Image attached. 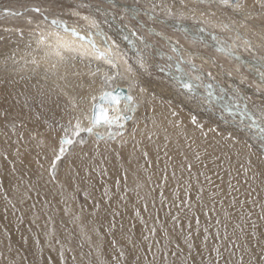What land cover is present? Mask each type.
<instances>
[{"label": "bare ground", "instance_id": "6f19581e", "mask_svg": "<svg viewBox=\"0 0 264 264\" xmlns=\"http://www.w3.org/2000/svg\"><path fill=\"white\" fill-rule=\"evenodd\" d=\"M139 1L150 5L154 2ZM156 3L161 4L162 8L165 3L171 5L173 0H156ZM247 4L251 7L253 0H247ZM179 7V0H175L173 10ZM130 8L135 9L134 6ZM89 11L92 12L91 8ZM13 13L0 17V264H36L37 261L39 264H100V261L111 260L113 255H118V250L124 251L129 264L135 254L142 258L146 255L148 260H152L153 253L157 254L156 264H162L159 259L161 253L157 249L169 252V264L173 261L179 264V260L170 253L177 252L176 245L179 244L183 251L178 255L183 258L188 254L185 237L189 233V242L194 245L192 259L198 262L200 257L196 253L205 247V228H208L209 249L221 243L215 239V233L219 230L223 236L224 227L216 224L217 219L221 223L227 221L233 224L226 223L228 233L233 231L235 225L244 227L248 222L251 229L255 222L256 237L251 232L246 233L251 238L241 242L251 247L257 245V240L264 241V220L260 219L264 214L261 209V205H264V176L257 175L264 171V156L260 155L255 145L251 149L245 147L244 134L225 125L219 118L220 111L213 106L209 108L205 102L191 99L174 79L175 70L173 74L171 72L172 75L170 72L167 74L172 81L164 77L160 81L150 79L148 82L141 80L140 83V79L135 81L128 75L127 65L121 59L122 76L113 81L112 87H125L127 93L135 98L138 104L136 111L126 113L132 119L123 122L122 136L118 134L120 129L107 125L95 129L96 133L103 135L102 140L83 132L86 140L81 143L79 139L76 145L73 143L70 154L57 161V180H53L47 168L54 158L52 150L55 148L58 151L60 137L64 134L61 125L67 127L70 119L74 125L75 118L80 117L82 127L88 126L89 121L84 119L82 110L87 116L92 115V104L108 90L102 83L103 75L114 70L102 61L94 60L89 66L85 59L60 66L53 74L50 64L55 58L45 59V53L36 50L34 38L30 35L34 25L27 23L28 18L34 21L42 18H36L33 14L20 17ZM97 21L111 41H115L120 51L126 54L128 65L136 64L137 67L138 63L128 54L125 44L130 40L127 38L128 41L124 43L115 39L120 32L114 36L116 30L112 33L107 28L109 25L101 23L103 20ZM237 22V25L242 23ZM84 23L82 20L80 24ZM213 23L217 28L218 22ZM196 24H193L194 28L198 27ZM16 29H22L23 36ZM262 33L258 30L255 35L263 48ZM126 34L125 37L131 35ZM30 41L32 47L28 48ZM134 41L131 39V42ZM190 52L196 53L187 51V54ZM97 67L100 68L99 72ZM46 69L49 71L46 72ZM233 71L238 73V67ZM229 79L235 81L231 77ZM130 84H133L131 88ZM198 94L203 98V90ZM93 97H96L95 101ZM103 107L109 116L116 114L115 106L105 103ZM119 108H124L123 101ZM193 116L204 125L205 131L216 128V132L208 131L205 140L192 125ZM230 131L240 139V143L222 138V134L227 135ZM110 132L117 133L114 139L108 138ZM72 138L75 140L76 137ZM193 139L196 143H192ZM196 152L201 155L199 161L195 159ZM215 156H219V159L215 160ZM249 159L251 165L248 164ZM241 163L249 169L247 175H244L243 169L237 173L236 169ZM188 164L193 165L191 177L186 167ZM205 176L210 177L211 183L205 180ZM230 179L239 191H231L229 195ZM189 182L193 185L191 210L177 199V196L185 197L184 190ZM201 186L204 188L202 204L195 200V189ZM82 188L87 195L83 198L85 201L81 199ZM4 193H7V200ZM210 193L217 195L212 199ZM233 198H236L234 206ZM247 212L252 217H246ZM225 213L229 214L227 219ZM241 216L244 218L241 219ZM160 217H183L177 222L171 218L168 221L163 219V225L173 230V238L168 233L170 231H164L162 224L157 226L155 218ZM153 228L156 229L155 235L151 232ZM165 232L171 238L170 241L167 238V249H164ZM234 239L240 244V238L235 235ZM150 245L151 251L148 250Z\"/></svg>", "mask_w": 264, "mask_h": 264}, {"label": "snow or ice", "instance_id": "6c2138e0", "mask_svg": "<svg viewBox=\"0 0 264 264\" xmlns=\"http://www.w3.org/2000/svg\"><path fill=\"white\" fill-rule=\"evenodd\" d=\"M180 7L173 11L175 5V0L171 5L163 4L162 11L166 12L167 16L173 21V28L176 31H179L184 34L185 38H191L195 42L204 44L205 47H213L216 51L232 58L237 63H240L242 60L241 50L252 54L253 63L246 65L250 71V74H254L257 78L256 81V92L264 95V55L257 56L255 54V49L252 45V41L249 40L245 35H243L239 27H237V21L235 19L229 18L228 22L224 20H218V27L221 31L234 33L233 37L224 38L214 31H209L205 26L206 24L213 23V18H217V11L213 9L223 10L228 9L232 12L233 17L239 16L245 20L251 19L253 17L254 9L258 6L260 9L259 13L256 15H264V0H253V5L248 6L247 0H179ZM191 5V6H189ZM80 7H89L87 4H82ZM157 5L153 4L150 15L154 14ZM34 12L40 13L42 19L34 21L32 18L27 19L29 25H34V30L30 35L34 38L36 44V50L43 51L45 53V59H50L54 57L55 59L50 64V70L53 74H56L60 66H67L76 61L88 60L89 66H91L92 61H102L104 64L108 65L110 69L114 70L113 72H105L103 75L102 83L108 89L105 90L99 100V103H93L91 112L92 115L89 117L83 113L82 115L85 120L89 121L87 127H82V120L80 117L75 118V124H72V120L68 121V126L63 128V136L59 140V149L53 148V160L51 165V178L56 179V163L60 161L62 157L65 156L68 151L67 146L72 145L75 140L72 137H80L81 132H85L88 135H96L98 140L104 139L103 135L96 133L95 129L101 125H107L109 128L116 127L121 131L119 135H123L124 121L132 119L130 115L126 113L136 111L138 104L135 101V98L131 94H125L122 89L119 87H112V83L118 77L122 76L120 60L123 59L125 65H127L126 71L132 76L133 70L131 65H128V61L125 58L126 54L122 53L119 49V46L115 41H111L103 29H101L99 22L92 15H83L79 11H73L72 15L77 17V20L73 24H69L67 20L62 17H53L49 19V16L44 14L40 8L33 9ZM139 11V10H135ZM13 15H22L21 13H13ZM152 18L156 17L152 15ZM192 19L197 22L198 27L191 28L185 25V21ZM218 19V18H217ZM83 20L85 23L80 24V21ZM241 27H246L247 25L241 23ZM19 31L21 36H23L22 29H16ZM158 35H163L159 33ZM261 38L264 39V33L261 34ZM127 39V37H125ZM165 40H168L165 37ZM111 41V43L109 42ZM171 44V41H168ZM148 45L145 44V47ZM28 48L32 47V42L30 41L27 45ZM103 47V50H102ZM173 51L183 53V46L177 41L172 45ZM190 56H198L199 53H189ZM171 60L172 58L169 57ZM33 64H36L35 60H32ZM137 63L141 68H144V58L139 56ZM213 63L215 61L213 60ZM187 65L185 68L184 65ZM171 67V65H170ZM175 67L177 75L174 76V79L179 84L181 89L185 90V93L193 100L200 102H206L211 108L213 103H221L220 108V120L225 124L230 126L235 132L243 133L244 140L243 143L245 147L251 149L254 145L257 151L261 156H264V101L259 105L251 104L250 106V97L246 94H243L242 89L240 88H231V95L228 96V91L216 82V77L212 75L211 72H208L207 75L210 78L211 82H206L204 80L202 68H198L197 65L191 60L185 61L183 55L178 57L175 61ZM221 68L223 66H220ZM97 72L100 71V68L97 67ZM163 71V69H161ZM46 72L49 69L45 70ZM195 73V74H193ZM226 75L231 76V72H227ZM64 77H61L63 79ZM245 82V78H241V83ZM134 83V81H133ZM133 84H130L131 88ZM203 90V98L198 94L200 90ZM217 90L218 93L217 94ZM143 92V89H140ZM227 96V102L225 97ZM93 100H96V97H93ZM121 101L124 102V108L120 109L119 105ZM109 104L114 107L115 115L109 116L107 109L103 107L104 104ZM225 113L227 115H225ZM6 115V113H4ZM176 115V113H173ZM192 125L196 130L200 132L201 137L205 140L208 137V131L216 132V128H210L208 131L204 130V125L199 123L196 118L193 116L191 120ZM71 134V135H70ZM117 135L116 132H110L108 138L114 139ZM224 140H232L234 143H240V139L233 134L232 131L228 132L227 135L222 134ZM252 141L253 143H250ZM83 143V139L80 141ZM192 143H196V140L193 139ZM219 144V141H216ZM191 147V145H189ZM212 147V145H208ZM207 152V147L205 148ZM147 156V153H144ZM237 156L240 155L239 152L236 153ZM201 155L199 152L195 153V159L199 161ZM187 159V157H185ZM215 160L219 159V156L214 157ZM248 164L251 165V160H248ZM187 170L189 176L191 177V169L193 165L188 164ZM240 169L244 170V175H247L248 168L244 167V164H240L239 168L236 169L239 174ZM200 175H204L200 173ZM257 175L264 176V171L257 173ZM231 176V173H229ZM175 178V173H173ZM167 180V177H164ZM205 180L211 183V179L208 176H205ZM247 183V181H245ZM228 187L231 191H239V189L234 188L231 183V179L228 182ZM193 185L189 182L185 187V197L180 198L177 196V199H180V204L185 205L189 210H191L192 205L190 203L191 192ZM219 191V186H217ZM254 191V189H252ZM196 195L195 200L198 203L202 204L204 188L198 187L195 189ZM251 195V193H248ZM4 199L7 200V193H4ZM107 195V192H105ZM217 193H210V198L214 199ZM163 198V193H161ZM11 201H9L10 203ZM23 202V200L21 201ZM236 203V198L232 200V206ZM243 204V202H241ZM179 208V205H177ZM262 213H264V205H261ZM139 215V212H137ZM207 215V213H205ZM251 216V213H248ZM229 216L228 213H225V218ZM244 217L241 216V219ZM177 217H173V220H176ZM261 220H264V214L260 216ZM197 230H199V218H196ZM216 224L220 225L221 221L216 220ZM191 227V225H190ZM224 233L221 236L219 230L215 233V239L220 240V244H214L211 249L207 247L208 228L204 229L205 236V247L202 251L196 253L200 257L199 261L192 259L193 253L192 249L194 245L189 242L191 239V233L188 237H185V243L189 249L188 254L181 258L178 253H182L179 244L176 245L177 252H171L170 254L173 257H176L179 260V264H264V241L257 240L256 246H249V244H237L235 239H232L227 232L228 225L225 223L223 225ZM256 224L253 222L251 235L256 237ZM239 229L241 234H244V229L239 225H235L233 229V235H235V230ZM152 235H155L156 229H151ZM168 234L165 233V244L164 249H167ZM146 240L147 237H144ZM239 239V237H238ZM115 240L112 241L113 246H115ZM159 243V242H158ZM258 247V250H257ZM149 251H151V245L149 246ZM42 251V250H41ZM118 255H113L111 260L100 261V264H129L127 257L123 250H118ZM157 252L161 253L159 259L162 261V264H169L168 261V251H162L157 249ZM205 252L207 256H205ZM215 253L213 256L212 254ZM227 253V255H225ZM238 253V254H237ZM61 259H63V253L61 252ZM157 254L153 253L152 260H148L145 255L143 258L139 254L134 255V260L131 264H156ZM39 264V261L36 262ZM175 264V261L172 262Z\"/></svg>", "mask_w": 264, "mask_h": 264}, {"label": "rangeland", "instance_id": "374dc122", "mask_svg": "<svg viewBox=\"0 0 264 264\" xmlns=\"http://www.w3.org/2000/svg\"><path fill=\"white\" fill-rule=\"evenodd\" d=\"M101 1L100 0H93V1L92 0H0V10H1L0 11L1 12L0 17L2 18L3 16L11 15L14 12V13H21L22 15H17L20 17L24 16L26 14H28V15L33 14L34 16H36V18H42L40 13H36L33 11V9H35V8H40L42 10V12H44V14L49 16V19H51L53 17H62L63 19L67 20L69 24H73L71 22L73 20H77V17L72 15V12L75 10L79 11L81 13V16L94 14L93 16L95 17L96 20H99L100 22L103 20V22H101L102 24H106V26L107 25L110 26V27H107L110 32L114 33L116 30V32H115L116 34L114 33V36L118 35V33L120 32L119 35L114 37V38L120 39L121 42H124V41L127 42L128 40L125 39L124 33L126 34L127 32L132 31V32L128 33L131 35L126 34L129 36V37L128 36H126V37L130 41H128L127 43L124 42L126 44V47H128L127 48L128 54L131 57L133 56L132 58H134L136 60V62L138 59V54H139V56H143L144 57V65H145L144 69L143 68L139 69L140 68L139 64H137L138 65L137 67H136V64L135 65L131 64V66H133L132 70H133V74H134L131 77L133 79H135V81H138L139 79L140 80L138 82H140V83H141V80L148 82V81H150V79H151V81H160L159 79H161V78L162 79L166 78V80L172 81V79H170L167 76V74L170 72V75H172L174 70H175L174 73L177 75L176 67H175V61L178 59V57L183 55V58L185 61L191 59L197 65L198 68H202L204 80L206 82H211L209 80L210 78L207 75V73L209 71L212 73V75L214 77H216V82H218L220 86H222L224 89H226L227 87H230L229 89H226V90H229L228 96L231 95V91H230L231 88L239 87L240 89H242L243 94H246L248 97H250V101H249L250 106H251V104L259 105L262 101H264V95L257 93L255 90L256 89V81H257L256 76L254 74H250V71H249L248 67L246 66L248 64H251L250 61H253L251 53L244 52L243 50H241V56H242L243 60L240 63H237L236 61H234L230 57L216 51L213 47H205L204 44H201L199 42L194 43L190 37L185 38L183 33L174 30V28L172 26L173 21H171L172 19L167 16L166 12L162 11V8H161L162 5L156 3V0H154V2L151 3V5L146 4L144 2H141L139 0H137V2H133L131 0H122V1L121 0H113V2L115 1V2H117V4L116 3L113 4L109 0H101ZM103 2H105V3H103ZM107 3L110 4V6ZM82 4H87V5L89 4V7H80V5H82ZM153 4H155V5L157 4L158 6L156 7L154 14L150 15L149 13L151 11ZM126 6H129V7H126ZM132 6H134V8H135L134 10H132L130 8ZM101 7H102V9H105V10H102ZM90 8H91L92 12L89 11ZM94 10H97V11H94ZM135 10H139V11H135ZM173 11H175V9ZM213 11H217V18H219V20L225 19L228 21L229 18H231L230 16L233 17L232 12L228 9H223V10L213 9ZM222 11H224L225 14ZM94 12H97V13H94ZM259 12H260L259 8L254 9L253 17L251 18L252 20L251 19L245 20L244 18L239 17V16L233 17V19H235L236 21L239 20L244 24H246V23L248 24L246 26V29L242 28L240 25H236V26L239 27V30L243 35H245L249 40L252 41V45L254 44L253 47L255 49V54L257 56L264 55V47L262 48L259 46V45H261V43L259 42L260 39H259V37H257L255 35V32L258 30L261 33L264 31V15H262V16L256 15V13H259ZM106 13H107V15H106ZM111 15H113L114 17ZM152 15H154L156 18L153 19ZM221 15H222V18H221ZM115 17H117V18L115 19ZM113 18L115 20H113ZM118 18L119 19L121 18L120 21ZM214 19L215 18H213V20ZM70 20H72V21H70ZM254 20H256L257 22H255ZM81 21H80V23H81ZM214 21L218 22V19H216ZM247 21H249V22H247ZM194 23L196 24L197 22L192 20V19L185 21V25L189 26L191 28H194V25H193ZM250 23L253 24V27L251 26ZM205 26L209 29V31H214L224 38H228L231 35H232L231 37L234 38V33L221 31V29L219 27H217V28L215 27L214 23L206 24ZM119 28H121V29H119ZM125 29H126V32H125ZM127 30H129V31H127ZM122 33H123V35H122ZM132 33H133V35H132ZM159 33H162L163 35H158ZM133 37H134V39H133ZM165 37H167L168 40H165ZM130 38L133 41L135 40L134 41L135 43L131 42ZM169 40L171 41V44L168 42ZM177 41H179V44L183 46V49H184L183 53L173 51L172 45H174ZM257 41H258V43H257ZM133 43H134V46L132 45ZM139 44H141V45H139ZM145 44H147L148 46L145 47ZM257 44H258V46H256ZM131 45H132V47H131ZM130 47L132 48L131 50H129ZM187 51L199 53L200 57L190 56L189 54H187ZM144 55H146V56H144ZM169 57H171L172 59L170 60ZM201 59H203L205 61H203ZM213 60L215 61V63H213ZM201 61H203V62H201ZM208 61H209V65H207ZM170 65H172V66L170 67ZM236 65H238V66H236ZM184 66H185V68H187L186 64ZM220 66H223V67L221 68ZM234 66L238 67V73L233 71V69L236 68ZM209 67H211V68H209ZM137 69H139V71ZM161 69H163V71ZM219 71H220V73H222L221 75H219L220 74ZM171 72H172V74H171ZM227 72H231L232 75L231 76L226 75ZM193 74H195V73H193ZM218 76H219V78H218ZM230 77L235 79V81L232 82V80L229 79ZM242 77L245 78V82H244L245 84L241 83ZM221 78H222V80H221ZM227 78H228V80H230L231 84L227 80ZM232 83L234 84V86ZM239 84L241 86H243V88ZM244 87H246V88H244ZM217 94H219V93L217 92ZM258 96H259V98H258ZM224 102H227V96L225 97ZM221 106H222L221 103H215L214 102V104H213V108L218 110V111H220ZM225 115H227V114L225 113ZM79 139L80 140L83 139V141H85L86 140V134L82 132L80 134L79 138L76 137L74 145H76L79 142L78 141ZM74 145L72 144V145L67 146L68 151L66 152V155L70 154L69 152L74 147ZM51 165L52 164L49 165L50 170L47 168L49 173H51V168H50ZM63 167H64V165H63ZM56 172H57V169H56ZM55 180H57V179H55ZM80 194L82 195L81 196L82 201L83 200L85 201V199H83V198H86L87 195H86L83 188H82V190L80 189ZM247 214H248V212H247ZM246 217H252V216L246 215ZM170 218L173 220V217H160L159 218L160 220L155 218V220L157 221V226H158V224H160V226H161V224L163 225V223L165 222L163 219L168 221ZM181 218H183V217H179V218L177 217L176 222ZM225 223H230V222L222 221L220 226L224 225ZM230 225H233V224L230 223ZM98 226H100V225H98ZM250 226H251V223L248 222L247 225L242 227L244 229L245 235L244 234L242 235L240 230L235 231V235L237 236V238L238 237L240 238L239 240H240L241 245H242L241 240L243 241L244 239L251 238V237H247L250 235L246 234V233L249 234L250 232L253 231L252 227L250 229ZM164 228L166 229V230L164 229V231H167V232L170 231L168 233H170V235H173L172 236V238H173L174 234L172 233L173 230L171 229V227H168V226L166 227V224H165ZM181 228H182V226H181ZM164 231H162V232H164ZM247 231H249V232H247ZM223 233H224V230H223ZM228 235L232 239L235 238V235H233V231L228 233ZM241 237H242V239H241ZM164 238H165V236H164ZM170 239L171 238H168V241H170Z\"/></svg>", "mask_w": 264, "mask_h": 264}, {"label": "water", "instance_id": "95a60500", "mask_svg": "<svg viewBox=\"0 0 264 264\" xmlns=\"http://www.w3.org/2000/svg\"><path fill=\"white\" fill-rule=\"evenodd\" d=\"M116 87H119L120 89L123 90V92H124L125 94H128V93H127V89H126L125 87H121V86H116ZM100 96H101V95H100ZM100 96H99V98H100ZM99 98H98V101L95 102V103H99V102H100Z\"/></svg>", "mask_w": 264, "mask_h": 264}]
</instances>
